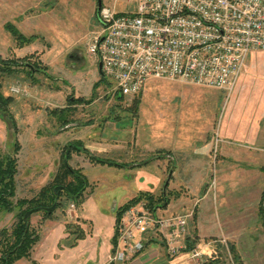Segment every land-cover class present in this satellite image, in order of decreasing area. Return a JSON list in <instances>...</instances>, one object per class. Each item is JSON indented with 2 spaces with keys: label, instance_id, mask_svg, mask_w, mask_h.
Wrapping results in <instances>:
<instances>
[{
  "label": "rangeland",
  "instance_id": "rangeland-1",
  "mask_svg": "<svg viewBox=\"0 0 264 264\" xmlns=\"http://www.w3.org/2000/svg\"><path fill=\"white\" fill-rule=\"evenodd\" d=\"M47 2L53 4L54 0ZM102 5L115 7L118 12L135 9V4L127 0H102ZM99 6L98 0H61L58 11L53 7L48 9L44 39L25 48V45L18 46L6 29V19L0 10V57L23 59L20 62L24 63L12 75H0L3 93L13 97L9 112L16 123L14 127L8 114L0 109L1 151L3 154H15L16 145L20 147L16 154L18 173L14 201L36 196L55 178L62 163V149L69 142L83 141V146L91 147L92 150L87 147L88 150L100 159L126 161L129 159L128 151L132 149L129 148V140L139 130L153 132L156 128L178 129L185 125L190 130L210 134L208 151L213 160L200 172L202 179L210 183L209 189H212V198L218 206L223 229L210 232L207 236H197L193 229L194 214L187 212L191 213L190 235L199 237L196 244L206 256L198 261L188 253L180 255L190 264H202L208 260L215 261L214 264H264V220L258 214L264 186V173L258 162L263 159V153L254 152L257 159L249 160L254 166L248 164V167H242L240 164L247 159L244 155H250L245 153V148L230 141L229 145L222 147L228 95L221 94L216 88L206 89L177 80L152 77L136 96L140 98L137 106L133 105L136 97L117 99L115 83L110 78L104 77L103 82L98 83L102 78L100 60L89 52V42L102 28ZM55 13L61 15L59 27L53 22ZM29 64L33 66L32 70L27 66ZM255 78L258 76L255 75ZM13 86L19 87L21 92L12 91ZM206 97L223 99L214 117L210 119L202 113L198 119L181 118L182 113L189 114V117L197 116L199 110H204L205 102L211 105L209 110L214 108V103ZM80 98L83 101H76ZM247 104L246 108H250ZM237 106L229 104V114ZM65 117L68 122L63 123ZM217 136L218 143L215 140ZM114 143L117 145L116 153L107 151V147ZM91 162L94 163L84 150L74 153L69 160L70 165L81 169L83 174L84 166ZM102 169L93 176L100 179L106 176V170ZM90 186L95 196L85 205V212L94 220H100L94 215L95 205L98 201L102 205L109 204L112 192L117 190L118 193L119 190L111 189L108 184L97 187L95 181L93 185L89 182ZM63 199L66 206L57 208L50 217H45L43 212H29L28 216L31 215L32 225L38 230L41 241L34 246L32 259L24 260L23 264H62V261L74 264L71 256L60 249L67 247L71 240L68 239L66 225L78 224L80 208L77 205L72 208L73 201L65 196ZM174 204L176 207L167 214H186V211L180 210L182 206H178L179 202ZM19 211L18 204L11 211L0 206V229H11ZM88 227L90 230L89 223ZM158 242L162 241L158 239ZM205 245L208 247L204 250ZM45 256L46 262L43 261ZM110 257L101 264H115L110 262Z\"/></svg>",
  "mask_w": 264,
  "mask_h": 264
},
{
  "label": "built area",
  "instance_id": "built-area-1",
  "mask_svg": "<svg viewBox=\"0 0 264 264\" xmlns=\"http://www.w3.org/2000/svg\"><path fill=\"white\" fill-rule=\"evenodd\" d=\"M127 1L135 4L134 10L102 5V28L89 42L90 54L102 62V75L124 98L136 97L152 77L216 88L230 96L250 54L264 50V0ZM12 91L21 92L16 86ZM190 215L152 209L145 199L130 205L116 221L110 262L131 260L151 239L161 240L170 258L188 253L201 261L204 254L197 244L187 250Z\"/></svg>",
  "mask_w": 264,
  "mask_h": 264
},
{
  "label": "crops",
  "instance_id": "crops-1",
  "mask_svg": "<svg viewBox=\"0 0 264 264\" xmlns=\"http://www.w3.org/2000/svg\"><path fill=\"white\" fill-rule=\"evenodd\" d=\"M60 2L61 0H54L53 4H48L47 0H0V10L6 19L5 23L14 24L26 36H36L32 42L24 46L25 48L44 39L45 18L49 13L48 9L53 7L54 10L58 11ZM53 22L59 27L61 22L59 13L54 14ZM12 38L14 37L12 36ZM246 69L235 92L227 99L230 105L235 103L238 108L229 114V104H227L224 130L222 129V136L225 139L222 147L229 145L230 141L243 146L245 153L250 154L244 155L247 159L240 164L242 167H248V164L254 166L249 160L257 159L255 153L264 154V50H257L250 54ZM255 75L258 78H255ZM219 91L226 95L225 91L220 89ZM206 98L214 103H212L214 108L209 110L211 105L209 106L205 102L204 110H199L197 116L189 117V114L185 113L184 115L182 113L180 114L181 118L198 119L202 113L207 118L214 117L223 99L219 97ZM247 103H249L250 108H246ZM248 116L250 117L248 118ZM161 126L163 125L161 124ZM209 136L210 134L202 133V131L190 130L185 125L178 129L156 128L153 132L139 130L137 135L129 140V148L132 149L128 151V160L120 161L114 158L111 161L113 164L103 165L91 162L86 165L89 174L86 166H84V173L90 185H93L94 181L97 187L100 184H108L111 189L116 188L119 192L117 193V190L112 192L109 204L102 205L99 201L97 202L94 215L100 217V220H94L90 214L85 212V205L95 196L92 187H88L86 199L79 206V219L77 220L78 224L86 231V236L79 239L75 246L63 247L64 249L62 248L60 251L64 250L65 254L71 256L74 264H101L111 255L113 250L117 209L141 192H150L158 196L168 189L170 203L165 208L161 207L162 211L168 213L170 211L171 213L172 209L176 207L174 203L179 202L178 206H182L180 210L186 211V213L191 211L194 214L195 226L193 229L197 236H207L210 232L223 229L218 206L212 198V189H209L210 183L202 179L200 172V169L213 160L208 151ZM87 147L92 150L88 145ZM115 148L117 145L114 143L107 147V151L116 153ZM263 154L261 155L263 159L258 162L261 171L264 168ZM100 168H104L102 170H106L107 173L102 179L93 176L97 174ZM166 183L167 186H165ZM263 192L264 186L261 190L260 204ZM258 214L261 219L260 206ZM87 223L91 225L90 230L89 227L86 228ZM262 226L264 228V225ZM206 247L208 246L205 245L204 250ZM42 252L45 253L44 247ZM205 256L204 252L203 259ZM31 259L22 258L14 264H23L24 260ZM45 260L46 256L43 261L46 262ZM62 262V264H66L65 261ZM214 263L215 261H212L211 264ZM119 264L190 263L182 255L173 259L170 258L166 253L164 243L154 239L148 242L146 248L137 256L127 263Z\"/></svg>",
  "mask_w": 264,
  "mask_h": 264
},
{
  "label": "trees",
  "instance_id": "trees-1",
  "mask_svg": "<svg viewBox=\"0 0 264 264\" xmlns=\"http://www.w3.org/2000/svg\"><path fill=\"white\" fill-rule=\"evenodd\" d=\"M6 29L12 34L17 45L20 47L29 44L34 38H36V36L24 35L12 23H7ZM20 60L23 59H2L0 57V75H12L19 71L20 67L24 66V63H21ZM27 66L32 70L31 64ZM35 66L40 67L41 65L36 64ZM104 79L105 78L102 75V78L98 83L103 82ZM115 94L117 99H124V96L120 92L116 91ZM76 101H83V99H76ZM11 103H13V97L7 96L3 93V86L0 82V109L8 114V118L15 127V120L9 112V105H11ZM139 103L140 98L136 97L133 101V105L137 106ZM64 122H68V118H63V123ZM83 145V141L80 140L66 144L62 149V163L55 178L42 187L36 196L32 198H20L17 199L16 202L14 201V198L17 195L16 175L18 173V160L16 154L20 150V147L16 145L14 149L15 154H3L0 147V206L9 211L14 209L15 204L20 206L17 220L12 228L0 229V264H14L22 258H31L34 246L39 242L41 237L38 230L32 225L31 215L28 216L27 213L31 212L32 214V212H43L45 217H50L57 208H64L66 206L63 196L73 201L77 206H80L85 201L89 182L81 169H76L70 165L69 160L72 159L74 153L82 152V150H84L85 153L91 156V161L93 162L113 164L109 160L96 157ZM262 170L264 171V168H262ZM168 194V189L158 196L150 192L139 193L117 209L116 221L120 218L126 208L142 199H146L148 205L152 209L156 207L165 208L170 203ZM263 202L264 192L260 205L262 221L264 220ZM51 207L54 208L50 211L49 208ZM66 230L69 232L68 239H71L68 244L70 247L75 246L79 239L86 236V231L77 223H67ZM116 241L117 235L115 232L112 252L114 251ZM150 241H153V239ZM187 242V250L192 249L196 245L197 238H195V236H189ZM232 250L235 251L234 246H232ZM211 263L212 261H208L202 264Z\"/></svg>",
  "mask_w": 264,
  "mask_h": 264
},
{
  "label": "water",
  "instance_id": "water-1",
  "mask_svg": "<svg viewBox=\"0 0 264 264\" xmlns=\"http://www.w3.org/2000/svg\"><path fill=\"white\" fill-rule=\"evenodd\" d=\"M98 2H99V11H100V9H101V6H102V0H98ZM32 66V65H31ZM33 67V66H32ZM101 67H102V62L101 61H99V69H100V71H101ZM165 186H167V183H166V185ZM54 207H51V208H49V210L51 211L52 209H53ZM27 214H29V213H27Z\"/></svg>",
  "mask_w": 264,
  "mask_h": 264
}]
</instances>
